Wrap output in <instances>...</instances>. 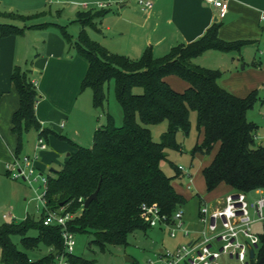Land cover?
I'll list each match as a JSON object with an SVG mask.
<instances>
[{"label": "trees", "instance_id": "trees-1", "mask_svg": "<svg viewBox=\"0 0 264 264\" xmlns=\"http://www.w3.org/2000/svg\"><path fill=\"white\" fill-rule=\"evenodd\" d=\"M109 12V8L79 12L76 20L82 28L75 41L64 26H59L64 38L89 63L82 87L92 89L94 107L107 113V123L94 132L92 147L81 146L43 127L36 114L39 94L32 70L16 65L12 73V83L20 97V106L12 120V131L18 135L17 157L23 148L24 133L32 130L45 139L54 134L75 147L63 167L49 173L46 198L51 209L63 204L73 212L71 230L75 234L93 233L92 242L102 250L108 245L127 246L130 234L152 228L143 217L144 205H156L170 220L187 203V198L174 186V178L182 174L180 166L172 164L176 175L168 176L161 162L167 158L166 151L182 150L177 134L189 132L192 110L197 113L199 138L202 137L192 155L197 152L210 155L217 147L211 161L202 169L207 191L212 192L221 184L245 193L264 189V142L258 140L259 125L247 116L259 98L258 91L239 97L220 83L223 76L220 69L195 62L208 50L240 51L246 41L221 38L222 23L218 21L199 39L175 45L165 55L157 56L148 47L141 57L130 58L111 52L88 33L87 28L99 30L97 23ZM41 14L0 10V15L24 21ZM51 24L32 27L45 29ZM23 31V27L15 24L0 23L1 37ZM170 75L180 77L188 87L177 91L166 80ZM111 82L124 113L121 126L115 124L106 107ZM164 121L168 129L161 141H155L149 125ZM98 186V198L85 208V200ZM197 196L201 198L198 193ZM200 202L204 201L200 199ZM31 230L37 234L29 235ZM14 235L21 236L25 250L18 248ZM42 246L47 248V253L39 258L28 252ZM0 247L4 264H57L56 254L49 249L54 247L60 254L63 238L59 227L46 226L40 217L28 215L21 222L0 225ZM67 260L70 264H95V260L75 253H67ZM263 263L264 237L256 264Z\"/></svg>", "mask_w": 264, "mask_h": 264}, {"label": "crops", "instance_id": "crops-1", "mask_svg": "<svg viewBox=\"0 0 264 264\" xmlns=\"http://www.w3.org/2000/svg\"><path fill=\"white\" fill-rule=\"evenodd\" d=\"M151 1L153 6L144 10L138 0H104V3H108L107 8L109 9L114 4L118 7V12L110 16L108 24L104 27L105 33L108 32L111 35L108 38L113 41L103 42L104 46L111 52L130 58L142 56L148 47H152L157 56H162L175 45L199 39L215 22L219 21L222 23L221 38L232 41L242 40L246 41V44L240 51L208 50L198 57L201 58L198 64L220 69L223 73L230 70L233 65H242V70L246 69V71L251 69V76L243 79L239 84L245 90H241L240 87L238 89L230 88L227 80L225 78L223 80V76L220 79V83L224 87L239 97H244L246 92L252 88L263 89L264 21L261 20V15L264 13V0H229V11L223 19H219L217 9L206 4L204 0ZM96 8L98 7L96 6ZM88 10H90L89 7L83 6L79 12ZM35 13H45V11ZM37 24L41 23L26 25L21 34L0 36V165L6 168L7 174H10L7 164L13 162L17 156L18 145V135L12 131L13 115L20 106L19 93L12 83V73L16 65L32 70V79L37 83L39 94L36 114L43 127L79 144L83 135L87 134V126L92 127L94 124V115L91 114L94 106L93 92L91 95L87 93L84 96L86 89L82 87L89 67L87 59L79 54L64 36L55 31L32 27ZM97 31L105 35L101 27ZM205 59L211 60V63L213 61L214 64L206 66ZM177 77L170 75L166 80L177 91L185 90L188 83L186 81L180 83ZM35 132L37 139L32 142L29 139L24 141L19 154L21 159L24 156L35 154L39 137V133ZM201 138L200 136L199 141ZM46 141L48 148L39 152L40 160L36 163L42 171L51 173L54 169H47L45 162L50 163L55 160L53 152L61 149L68 150L70 151L67 155L68 158L75 147L54 134H50ZM220 187L224 188L220 194L211 197L199 195L204 202L214 203L232 190L225 184H221L217 189ZM175 188L185 196L176 186ZM197 219L196 221L187 219L184 214L185 225L190 229L199 228ZM255 228L260 229V226L256 225ZM177 239V243L174 242L171 245L173 247L167 248H174L186 240L182 235ZM164 247L166 246L160 247L157 253ZM128 258L132 262L134 261L132 258Z\"/></svg>", "mask_w": 264, "mask_h": 264}, {"label": "rangeland", "instance_id": "rangeland-1", "mask_svg": "<svg viewBox=\"0 0 264 264\" xmlns=\"http://www.w3.org/2000/svg\"><path fill=\"white\" fill-rule=\"evenodd\" d=\"M100 2H104V0H0L1 11H12L25 15L38 11H45V13L26 21L0 15V23H12L19 27H25L32 23H52L50 28H45L44 30L55 31L63 36L62 32L59 30V26H64L67 32L74 36V40L72 41H75L82 28L81 24L76 20L78 12L83 9V6H87L89 9H96L97 4ZM111 7L112 6H110V12L107 16L101 19L102 22L99 21L97 23L98 27H101L104 33V27L108 24L110 16L118 12V7L115 4L112 8ZM55 24L58 26H55ZM87 29L90 37L102 45H105L103 42H109L108 40H110V42L113 41V39L108 38V36H111L108 32L103 35L101 32L97 30L95 31V29ZM105 36H107V38H105ZM200 60L201 58H196L195 62L198 63ZM204 63L206 66L207 64L208 66L214 64L213 61L211 63V60L209 59H205ZM250 70L251 69L247 71L246 69L242 70V65H233L230 70L223 73V80L224 78L227 80V84H229L230 88L238 89V87H240L241 90H245L244 87L239 84L243 79L251 76ZM177 79L180 83L185 82L180 77H177ZM255 90L258 91L259 98L254 107L250 109L247 114L250 120L259 125V141L263 140L264 142V103H262L264 100V90L255 87L246 92L245 95L247 96ZM138 91H141V89H138ZM87 93L91 95L92 89L86 88L84 96L87 95ZM106 107L107 111L113 116L115 124L121 126L124 121V113L122 106L115 95L114 82L110 83ZM92 113L94 115V124L92 127H90V125L87 126V134L83 135L79 142V144L84 147H92L94 132L102 124L107 123V113L102 109L93 106L91 114ZM190 120L191 128L189 132L184 133L183 131H180L177 134V140L182 144V150L166 151L168 155L167 158L161 162V166L168 176L176 175V171L172 164L183 168H181L182 174L179 177L174 178V184L187 197V203L182 207L185 217L196 221L201 205V198L197 196V193L205 197H211L220 194L224 188L220 187L217 191L212 193L207 191L202 175V167L208 163L212 156H214L217 147L210 155H203L200 152L192 155V150L199 141L196 111H191ZM149 127L151 128L154 140L159 142L163 139L164 134L168 129V123L167 121H164L159 124L149 125ZM23 138L24 141L29 139L30 142H32V140L37 139L36 132L33 130L24 133ZM65 145L68 146L69 144ZM69 152L70 151L68 150L64 151L62 149L53 152L55 154V160L50 163L46 161V168L60 170L63 167ZM38 160H40V158ZM42 192V187L35 188L22 180L13 179L10 174H7L6 168L0 165V225L4 223L21 222L28 215L39 217L40 212L38 206L41 205V202L38 198V194ZM256 197L257 194L253 192L249 194L251 200ZM6 213L13 214L14 218L11 216L5 217L4 214ZM36 234V230H31L29 232V235L31 236ZM75 238L76 246L74 253L87 259L95 260V264H155L157 250L162 246L173 247L171 245H173L174 242L177 243L178 240L171 237L167 228L160 229L158 227H153L146 232L138 230L129 235L127 246L108 245L105 250H102L92 242L95 238L93 233L78 232L76 233ZM13 240L18 248L25 250L21 243L20 235H14ZM28 252L34 258H39L47 253V248L42 246L39 250ZM128 257L132 258L134 261H129ZM1 258L0 247V264H4L1 261Z\"/></svg>", "mask_w": 264, "mask_h": 264}, {"label": "built area", "instance_id": "built-area-1", "mask_svg": "<svg viewBox=\"0 0 264 264\" xmlns=\"http://www.w3.org/2000/svg\"><path fill=\"white\" fill-rule=\"evenodd\" d=\"M204 1L217 9L219 19L226 17L229 0ZM138 3L144 10L153 6L151 0H138ZM108 6V3L104 2L97 4L98 8ZM261 20L264 21V13ZM47 148L46 139L39 136L35 154L24 156L22 159L15 156L14 161L7 164V168L13 179L22 180L35 188H43V192L38 194L41 202L38 206L39 217L44 225L59 227L63 238V251L60 254L55 252L54 247L49 250L56 254L57 264H70L67 253H74L76 234L69 224L75 218V214L63 206L51 209L48 205L46 191L49 173L42 171L36 163L39 152ZM252 192L257 194L253 200L249 198ZM252 192L245 193L232 189L214 203H201L197 219L199 228L194 230L186 227L182 208L169 220L156 205H144L143 217L150 226L167 228L174 239L180 235L186 239L174 248L164 247L159 251L155 264H256L260 260V251L263 247L264 189ZM4 216L14 218L11 213ZM256 225H259L260 229H256ZM251 250L254 251L253 257Z\"/></svg>", "mask_w": 264, "mask_h": 264}, {"label": "water", "instance_id": "water-1", "mask_svg": "<svg viewBox=\"0 0 264 264\" xmlns=\"http://www.w3.org/2000/svg\"><path fill=\"white\" fill-rule=\"evenodd\" d=\"M165 154H167V152H165ZM99 189H100V187L98 186L97 190H96L94 193H92V194H91V195L85 200V202H84V207H85V208L89 207L90 204H91V202H92L93 200H95V199L98 198ZM62 206H63V204H62ZM251 256H252V257L254 256V251H253V250H251ZM128 260L131 261V259H129V258H128Z\"/></svg>", "mask_w": 264, "mask_h": 264}]
</instances>
